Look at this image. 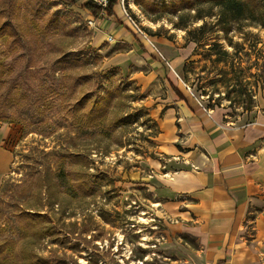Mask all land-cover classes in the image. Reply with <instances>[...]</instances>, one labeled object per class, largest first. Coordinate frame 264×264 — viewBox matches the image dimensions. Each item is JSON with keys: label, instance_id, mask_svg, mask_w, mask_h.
I'll list each match as a JSON object with an SVG mask.
<instances>
[{"label": "rangeland", "instance_id": "obj_1", "mask_svg": "<svg viewBox=\"0 0 264 264\" xmlns=\"http://www.w3.org/2000/svg\"><path fill=\"white\" fill-rule=\"evenodd\" d=\"M87 2L0 0L7 86L28 84L33 102L49 101L46 109L21 102L0 114V124L13 127L14 152L0 188V238L14 245L0 264H29L23 246L32 264H176L165 244L175 237L164 210L173 199L160 190L177 155L162 146L192 147L157 114L179 99L176 91L195 113H224L222 125L248 126L264 113V0L239 22L214 0H119L115 15L100 19ZM125 10L147 38L134 34ZM154 71L160 80L145 83ZM69 72L84 83L75 98L123 90L122 113L103 115L97 126L68 113ZM28 213L50 228L46 236H37Z\"/></svg>", "mask_w": 264, "mask_h": 264}, {"label": "crops", "instance_id": "obj_2", "mask_svg": "<svg viewBox=\"0 0 264 264\" xmlns=\"http://www.w3.org/2000/svg\"><path fill=\"white\" fill-rule=\"evenodd\" d=\"M160 76L154 71L144 81ZM178 97L164 117L157 114L192 147L182 153L173 142L162 146L177 155L167 164L160 190L173 199L164 210L175 221L168 229L175 237L165 244L176 264H264V113L252 115L248 126L222 125L228 123L224 113L208 118L195 113L184 95ZM12 128L0 124V188L14 161Z\"/></svg>", "mask_w": 264, "mask_h": 264}, {"label": "trees", "instance_id": "obj_3", "mask_svg": "<svg viewBox=\"0 0 264 264\" xmlns=\"http://www.w3.org/2000/svg\"><path fill=\"white\" fill-rule=\"evenodd\" d=\"M119 0H109L108 6L104 9L101 6H98L91 0H88V2L84 5V9L88 10L91 15L95 19H100L104 14H107L108 16L112 17L115 15L114 8L115 5H117ZM254 0H214V4L221 9L222 13L228 14V17L231 19L239 22L244 19H248L246 16L247 13L253 14L255 13V6L253 3ZM156 9V8H155ZM247 17V18H246ZM226 54V53H224ZM5 72L6 69L3 65L0 64V114L7 113L8 108L10 105H17V108H19L20 103L23 102L26 105H36L38 104V109L41 108V105H45L43 107L44 109L47 108V105L49 103L47 97H39L36 99L35 102L31 99V91L34 90L33 86H29L28 84L24 85L26 87L25 91L19 90L20 87L17 82L14 81L10 86H7L8 81L5 78ZM30 74H32L30 71H28ZM118 72V71H117ZM35 73V72H34ZM70 73V93H69V102L65 105V109L68 111V113H84L82 121H86L85 118L89 119L90 123L93 124L92 126H97L102 124V116L106 115L107 113H122V107H123V100L122 97H124L123 90H120V88H106L104 95L101 96V99L98 101L95 99V101L92 100V98L88 95V92L81 93L78 98H75V95L77 94V87L84 86V83L82 85H77L78 81L80 79L75 78V76L71 75ZM69 76V75H68ZM67 76V77H68ZM30 78V75H29ZM177 90V89H176ZM21 93H20V92ZM177 95L182 98V94L176 91ZM72 99V100H71ZM68 102V101H67ZM119 122V121H118ZM85 123V122H84ZM83 123V124H84ZM96 123V124H95ZM41 218V217H40ZM36 216L32 215L31 213H28L26 215V219L29 222L30 226L34 229V232L37 234V236L41 239L44 236H46L50 232V228L46 225L44 226L42 223H38L40 221ZM14 245L13 241H10L9 239H2L0 238V254H4L6 252H12V246ZM23 252L28 256L26 259V262L31 263V259H33V253L30 251L29 248H25L23 246Z\"/></svg>", "mask_w": 264, "mask_h": 264}, {"label": "built area", "instance_id": "obj_4", "mask_svg": "<svg viewBox=\"0 0 264 264\" xmlns=\"http://www.w3.org/2000/svg\"><path fill=\"white\" fill-rule=\"evenodd\" d=\"M91 1L94 2L95 4H97L98 6H101L104 9L108 6V3H109V0H91ZM125 12H126V17L128 18V21L130 22V24L134 28L135 33L137 35L140 34L143 37L147 38V34L143 31V29L135 22V20L131 17V15L126 10H125ZM108 41L109 42H115V39L112 35H110L108 37ZM148 44L150 46H152L154 48V50L161 55V57H163L162 53H160L159 49H157L156 46L151 41H148Z\"/></svg>", "mask_w": 264, "mask_h": 264}]
</instances>
